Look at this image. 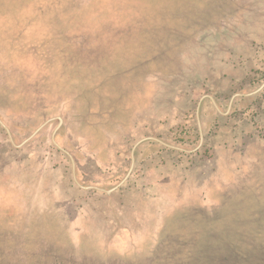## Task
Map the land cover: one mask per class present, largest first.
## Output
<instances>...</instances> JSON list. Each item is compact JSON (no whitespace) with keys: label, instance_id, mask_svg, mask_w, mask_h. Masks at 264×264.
<instances>
[{"label":"rangeland","instance_id":"obj_1","mask_svg":"<svg viewBox=\"0 0 264 264\" xmlns=\"http://www.w3.org/2000/svg\"><path fill=\"white\" fill-rule=\"evenodd\" d=\"M206 231L264 260V0H0V264Z\"/></svg>","mask_w":264,"mask_h":264},{"label":"trees","instance_id":"obj_2","mask_svg":"<svg viewBox=\"0 0 264 264\" xmlns=\"http://www.w3.org/2000/svg\"><path fill=\"white\" fill-rule=\"evenodd\" d=\"M197 232L193 231L192 235ZM205 233L207 234L205 245H203L204 243L201 245L197 244L198 246L192 245V258H204L202 261L205 263L208 260L209 264H264L262 258L253 255L250 250H246L245 246H239L240 244L238 243L234 244L235 242L231 237L226 239L224 235V237L216 235L215 238L208 231ZM218 239L222 240L219 241ZM53 261L54 259H52ZM196 262L192 264H196Z\"/></svg>","mask_w":264,"mask_h":264},{"label":"water","instance_id":"obj_3","mask_svg":"<svg viewBox=\"0 0 264 264\" xmlns=\"http://www.w3.org/2000/svg\"><path fill=\"white\" fill-rule=\"evenodd\" d=\"M58 122H61V119L60 118H56Z\"/></svg>","mask_w":264,"mask_h":264}]
</instances>
